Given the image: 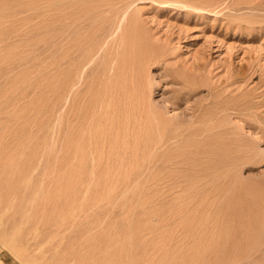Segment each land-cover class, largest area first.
I'll use <instances>...</instances> for the list:
<instances>
[{"label":"rangeland","instance_id":"rangeland-1","mask_svg":"<svg viewBox=\"0 0 264 264\" xmlns=\"http://www.w3.org/2000/svg\"><path fill=\"white\" fill-rule=\"evenodd\" d=\"M0 264H264V0H0Z\"/></svg>","mask_w":264,"mask_h":264},{"label":"bare ground","instance_id":"bare-ground-1","mask_svg":"<svg viewBox=\"0 0 264 264\" xmlns=\"http://www.w3.org/2000/svg\"><path fill=\"white\" fill-rule=\"evenodd\" d=\"M263 197V196H262ZM260 210H262V209H260ZM254 238V237H253Z\"/></svg>","mask_w":264,"mask_h":264}]
</instances>
